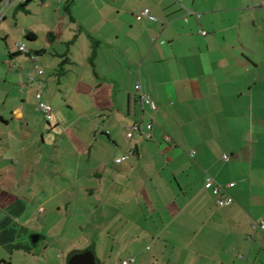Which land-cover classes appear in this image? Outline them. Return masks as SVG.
I'll use <instances>...</instances> for the list:
<instances>
[{"label":"crops","instance_id":"0c3cea01","mask_svg":"<svg viewBox=\"0 0 264 264\" xmlns=\"http://www.w3.org/2000/svg\"><path fill=\"white\" fill-rule=\"evenodd\" d=\"M32 1L0 22V264L68 221L98 264H264V5Z\"/></svg>","mask_w":264,"mask_h":264},{"label":"rangeland","instance_id":"374dc122","mask_svg":"<svg viewBox=\"0 0 264 264\" xmlns=\"http://www.w3.org/2000/svg\"><path fill=\"white\" fill-rule=\"evenodd\" d=\"M242 1L244 3L249 2L252 6L264 5V0ZM31 3H35L37 7L41 5L39 0H34ZM0 47L7 48V41L4 36H0ZM54 225L55 223L52 222L51 226L46 228L47 231H43L46 237L42 238L35 246L37 254H40L42 259L37 260L34 259V255H30L28 264H31V259H33L32 264H68V257L73 253L91 250L95 254V243H93L95 241V230L89 231L87 229V231L84 227L77 229L70 221H68L66 227L59 225L52 228ZM110 250L104 245L97 247V253L103 252L107 254ZM121 261L119 263L115 261L112 264H120Z\"/></svg>","mask_w":264,"mask_h":264},{"label":"built area","instance_id":"2783aa9c","mask_svg":"<svg viewBox=\"0 0 264 264\" xmlns=\"http://www.w3.org/2000/svg\"><path fill=\"white\" fill-rule=\"evenodd\" d=\"M26 0H2L0 2V22L3 21L5 18H6V12H7V9L10 7V5H12L13 3L15 2H21V3H24ZM43 1V0H41ZM189 13H194L192 11H189ZM143 14L144 15H147L149 16V18H151L152 20H157V18L155 16H153L152 14H150V9L149 8H145L144 11H143ZM16 45L18 46V49L19 51L21 52H26L27 49H26V45L23 43V44H19V43H16ZM44 73V70L41 69L40 67H36L34 69V71L30 72L29 73V79L33 82H35V77H36V74H43ZM35 97L36 99L38 100V109L42 112H44L46 115H50L51 113V108L43 101V94L42 92L38 89L36 92H35ZM140 99H141V103L144 105V106H149L150 108L152 109H156L157 108V104L155 101H153L150 96L142 91H140ZM153 124H148V129L150 130L152 128ZM139 129V125L138 124H133V125H130L127 127V136L128 137H132L134 135V133ZM147 136L150 137L151 134L150 132L147 133ZM132 153V152H131ZM195 151H191V154H194ZM130 156V153H127L121 157H118L116 159V162L117 163H121L122 161L128 159ZM224 158H228L227 155H224ZM207 182L210 184L213 182V179L211 177L207 178ZM235 183H230L229 185L230 186H233ZM213 193L216 197V202H217V206L218 207H223V206H226L228 204H231L233 203L234 201V198L232 195H229V194H226L223 190V187L221 185H216L214 186L213 188ZM254 228L255 229H258V228H261V229H264V222H261V223H255L254 225ZM135 262V257H129L127 259H123L121 261L120 264H134Z\"/></svg>","mask_w":264,"mask_h":264},{"label":"water","instance_id":"95a60500","mask_svg":"<svg viewBox=\"0 0 264 264\" xmlns=\"http://www.w3.org/2000/svg\"><path fill=\"white\" fill-rule=\"evenodd\" d=\"M2 0H0L1 2ZM37 239H35L36 241ZM68 264H98L95 254L91 250L76 252L68 260Z\"/></svg>","mask_w":264,"mask_h":264},{"label":"trees","instance_id":"16d2710c","mask_svg":"<svg viewBox=\"0 0 264 264\" xmlns=\"http://www.w3.org/2000/svg\"><path fill=\"white\" fill-rule=\"evenodd\" d=\"M31 35H34V33H29V34L27 35V38L30 39V36H31ZM71 255H72V254H71ZM71 255H70V256H71ZM70 256L68 257V260H69Z\"/></svg>","mask_w":264,"mask_h":264}]
</instances>
